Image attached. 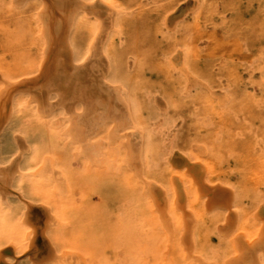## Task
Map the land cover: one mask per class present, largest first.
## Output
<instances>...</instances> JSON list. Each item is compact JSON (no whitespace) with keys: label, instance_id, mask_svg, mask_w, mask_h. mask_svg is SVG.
<instances>
[{"label":"bare ground","instance_id":"bare-ground-1","mask_svg":"<svg viewBox=\"0 0 264 264\" xmlns=\"http://www.w3.org/2000/svg\"><path fill=\"white\" fill-rule=\"evenodd\" d=\"M7 1L29 47L0 59V264H264V161L226 130L224 89L196 77L188 47L168 55L164 82L142 65L153 53L132 69L130 50L184 14L149 35L150 16L132 19L118 0ZM195 83L218 132L179 145L161 114L180 110Z\"/></svg>","mask_w":264,"mask_h":264},{"label":"rangeland","instance_id":"rangeland-1","mask_svg":"<svg viewBox=\"0 0 264 264\" xmlns=\"http://www.w3.org/2000/svg\"><path fill=\"white\" fill-rule=\"evenodd\" d=\"M1 1L3 5L6 4L4 7L1 4ZM1 1H0V11H1L0 19L2 20H0V26L2 28L0 27V30L3 29L2 30L3 32L0 31V36H1L0 45L2 46V47L0 46V59L6 58L7 60L12 61L16 57V54H19V53L21 54V52L24 53V51L27 49V46L29 47L28 41L24 42L25 45L23 43H20V41L18 42L17 41L18 37L13 32L14 30L15 32L17 31L18 26L20 27L21 23H23V19L25 23H26V20L24 16H23L24 18L23 17L21 18V16L20 17L17 16V15H20L18 14V12H15L17 14H13L14 10L12 11L11 9H9L10 5L7 3L8 2L7 0H1ZM124 1L125 0L123 1L118 0V2L123 5V7H127L129 11H131L132 19L135 16L138 20H140V18H142L141 14L143 15L145 14L144 16H147L146 18L150 16L148 19L151 21H147L148 19H146L144 16H143L144 18H142L143 20L146 19V21L149 22L148 27L154 26L151 28L152 31L154 32L150 31L149 35L153 33L156 34L155 32L156 31L155 29L157 28L156 25L158 24L161 25V21L163 20V17L166 14L175 13V12H177L178 15L184 14V16H182L183 19H180V22L177 24V26H174V28H172L170 32L166 33L165 35H164L165 32H162V33L159 32L158 38L156 39L157 41L154 39V35H151L149 37L144 36L145 38H143V40L141 41V45H140L141 48L137 49L136 51H133L130 48L131 50L129 53H131L132 56L128 53L129 59H131L132 66L134 63H136L134 64V67H132L133 71L134 69L136 70L138 67L141 66L142 58H143L142 54L144 53L148 54V52L150 53V55L151 53L153 54L158 53L157 55L152 54L150 57L149 56L148 57L150 58L149 60H151L152 63L157 60L156 62L160 63L161 67L152 66V64L151 65L149 64L151 63L149 61H146L145 62L146 64L144 63L142 65L144 66L145 72L148 73L147 76L150 78V80L152 78V82L154 80H156L154 82L158 81V83L164 82L166 78V75L164 74L165 71L173 69L171 62L169 61L170 59H168L170 58L169 56L173 55L175 52H177V50H180L182 48H184V50L182 49L183 53L184 52L187 53L186 52L187 50L185 49L186 47H188L191 52L194 50L200 60V65H201V70H199L200 73L198 76L196 75V77L198 79H202L203 80L202 83L211 81L212 84L215 86V89L219 90L222 88L224 89V92H226V97H225L226 100L223 101V103L225 102L226 105L222 103L221 108L224 109V116H223V118H225L224 121H228L226 122V126H227L226 130H228L229 133L233 130V132L229 135L230 136L235 135L237 139L238 138L242 139L245 144L244 150L250 149L256 152L255 155L257 156V158L259 157L260 160L264 161V154H263L264 153V0H174V2L173 0H158V1L153 0V2L149 0L151 1V3L145 0H143L144 2L142 0H139V1L138 0H128V1L126 0L125 2ZM126 2H129V4ZM130 4H132L133 6ZM129 5L131 6V8ZM2 9L4 10V12H2L3 11ZM22 9L23 8H19V10H22ZM167 9L169 10L168 12H167ZM147 11H149V14ZM3 15H5L6 17H3ZM9 15H12V16H9ZM15 16L16 18H14ZM11 17H13L12 18L13 21L10 19ZM17 17H19L20 20ZM16 19H18V21ZM11 22L16 23V24H13V23L11 24ZM7 25H9L8 28H7ZM15 25L17 26V28H15L16 27ZM195 26L197 28H195ZM22 27L24 26L21 25V28ZM8 29L9 31L7 33L6 30ZM198 29L201 31H199ZM173 33L176 34L175 38H174ZM2 34H4V38ZM12 34L13 36H11ZM168 34L170 36H168ZM164 36H166V38L168 39H166ZM161 37L163 39H161ZM170 37H172L173 39ZM190 37L192 38L190 39ZM9 39L11 40L10 43H8ZM116 41L118 45L121 44V42H123L122 39L119 38V36L116 37ZM168 41L171 43L170 46L168 45L169 44ZM179 41H182V42H179ZM3 42L5 43L7 42L6 43L7 46ZM198 44L200 45L198 46ZM152 48H153V51H152ZM160 48H163L164 50ZM136 52L139 53L138 56ZM163 60L166 62H164ZM202 63L203 64L205 63V64L203 65ZM176 68L174 67V74L176 73L178 75L179 73L178 71H176ZM152 69H155V70H152ZM160 71L162 72V74ZM150 74L152 75L151 77H150ZM160 77L163 78L164 80L163 79L159 80L161 79ZM252 77L253 78L255 77V79H252ZM221 80H223L224 84L222 83ZM226 85L227 86L229 85L230 87L228 86L229 88L228 87L224 88V86ZM206 89L207 88L201 83L193 84V87L190 93L183 96L182 103L180 104V106H178V109L180 108V110H178L177 112L180 115L178 114L176 115L177 112L172 110L170 107L167 108L169 111L167 110L166 113L164 110L162 111V114H161L162 124H160V128L167 126L165 128H167L168 130L165 129L164 131H166L167 136L170 139L174 140L175 143L177 142V144L182 145L183 144L182 142H184L187 138L195 140V139H198L201 134H207L210 132L213 133L214 131L215 133L218 132L219 125L217 124V122L212 117H210L211 115L210 116L207 115L208 119H206L207 111L205 110L203 103H201L198 99L196 100L197 98L196 96L202 90L205 91ZM229 94H230V97H228ZM161 96L163 97V95ZM163 99L161 101V105L162 103H164V106H167L164 97ZM193 99L194 101H192ZM185 102H188V105ZM189 103H191L192 105L194 103L195 104L194 106H192ZM184 105L187 107H185ZM188 107L190 110L188 109ZM195 107L196 108L198 107V108L195 109ZM162 108H163V105H162ZM230 109L231 111L232 110L233 111L231 112ZM191 112L193 113V115ZM171 115H173V117ZM198 116L199 118L202 116L200 118L201 120L198 118ZM177 117H179V119H177ZM231 117H232L233 123H231L232 122ZM173 119L174 120L177 119L175 121V124H171V123H174ZM214 121H215V124L213 123ZM202 124L205 126L201 127L200 125ZM175 125L176 127H178L177 130H176ZM231 127H232V130H231ZM173 132L175 134H173ZM171 135L172 136L174 135V136L171 137ZM184 135H188V137ZM239 139H238V142H239ZM235 162H236L235 160H231L230 162L231 167H235L237 165V163ZM231 178L234 182L239 181L241 179L240 172L235 170V172L231 173ZM43 245L44 247H42V250L44 252L47 246L45 247V244H42V246ZM26 260H27L26 257H23L22 259L20 258L19 261H17L18 262L17 264H27Z\"/></svg>","mask_w":264,"mask_h":264}]
</instances>
